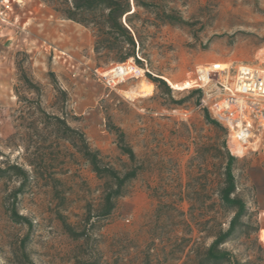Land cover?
<instances>
[{"label":"rangeland","instance_id":"374dc122","mask_svg":"<svg viewBox=\"0 0 264 264\" xmlns=\"http://www.w3.org/2000/svg\"><path fill=\"white\" fill-rule=\"evenodd\" d=\"M8 1L9 23L0 22V169L17 165L30 181L14 200L21 178L0 177V264H197L234 215L218 198L228 155L248 215L221 249L235 264H264V105L243 145L209 124L202 93L188 90L206 65L224 63L230 77L239 64L264 68V0H150L185 24L156 23L138 9L141 47L124 63L95 51L99 12L85 16V27L63 16L70 0ZM104 76L120 81L108 87ZM54 117L121 175L137 169L110 216H98L105 181L59 139ZM119 131L136 162L123 153ZM13 209L32 228L15 222Z\"/></svg>","mask_w":264,"mask_h":264},{"label":"trees","instance_id":"16d2710c","mask_svg":"<svg viewBox=\"0 0 264 264\" xmlns=\"http://www.w3.org/2000/svg\"><path fill=\"white\" fill-rule=\"evenodd\" d=\"M70 1V6L63 16L85 27H89L91 24L85 19V16L99 12V21L94 23L96 30L95 51L97 53L100 50L108 53H116V56H118L116 60L122 63L135 57L137 44L141 47V39L133 22V19L138 16V9H145L149 13H153L156 23L163 25L185 24V21L181 17L169 13L165 9L160 10L150 0ZM150 79L159 86H166V83L159 78L150 77ZM205 119L209 124L222 130V126L212 120L207 111L205 112ZM54 120L55 123L53 126L60 136L59 139L68 141L74 150L91 166L96 176L105 181L103 200L98 216L103 219L110 216L115 210L117 199L128 194V186L136 179L138 174L137 169L133 168L124 175H121L116 169L104 164L100 152L91 149L83 133L72 129L62 117H54ZM119 134L123 153L130 158L132 163L136 162L134 151L124 145V134L120 131ZM234 163L235 158L228 155L223 186L218 192L220 208L226 211H232L234 215L228 223V229L226 231L221 229L214 236L212 243L202 253L197 254V264H235L233 263L231 253L221 249L224 244L228 243L234 237L238 229L243 227L242 219L248 215L246 204L236 195L237 183L233 174ZM30 166H33V164L30 163ZM12 171L21 178L20 188L13 194L14 200H17L18 194L23 193L25 186L29 183L30 176L27 171L15 165L5 170L0 169V177L8 176ZM49 176L52 177L53 175ZM12 218L15 222L28 225L32 228V223L26 217L18 215L15 209L12 210ZM64 226L72 236H77L67 224L64 223ZM25 242L26 239L24 240Z\"/></svg>","mask_w":264,"mask_h":264},{"label":"built area","instance_id":"2783aa9c","mask_svg":"<svg viewBox=\"0 0 264 264\" xmlns=\"http://www.w3.org/2000/svg\"><path fill=\"white\" fill-rule=\"evenodd\" d=\"M10 10L8 0L0 1L2 24L9 23ZM138 59L141 60L139 56ZM225 65L216 63L198 68L188 81V90L200 91V107L206 109L216 122L231 133L233 142L245 145L253 137V119L261 114L260 107L264 105V68L239 64L230 77L231 70ZM138 72L134 76H140ZM104 80L108 87L120 81L106 76Z\"/></svg>","mask_w":264,"mask_h":264},{"label":"bare ground","instance_id":"6f19581e","mask_svg":"<svg viewBox=\"0 0 264 264\" xmlns=\"http://www.w3.org/2000/svg\"><path fill=\"white\" fill-rule=\"evenodd\" d=\"M108 78H116V77H108ZM144 86V91L146 90V89H149L150 88V86L149 85H147L146 83L143 85ZM247 144H249V141L245 144V145H247Z\"/></svg>","mask_w":264,"mask_h":264}]
</instances>
